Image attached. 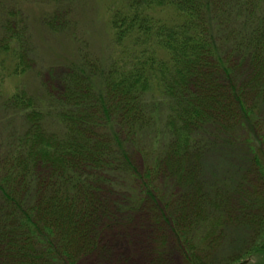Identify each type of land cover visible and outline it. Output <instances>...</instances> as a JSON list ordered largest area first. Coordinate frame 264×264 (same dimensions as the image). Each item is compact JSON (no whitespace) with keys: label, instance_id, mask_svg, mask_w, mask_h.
<instances>
[{"label":"trees","instance_id":"1","mask_svg":"<svg viewBox=\"0 0 264 264\" xmlns=\"http://www.w3.org/2000/svg\"><path fill=\"white\" fill-rule=\"evenodd\" d=\"M41 1L0 0V85L28 78L0 95V264L108 258L137 214L187 264L222 237L264 264V0H122L103 56Z\"/></svg>","mask_w":264,"mask_h":264},{"label":"rangeland","instance_id":"2","mask_svg":"<svg viewBox=\"0 0 264 264\" xmlns=\"http://www.w3.org/2000/svg\"><path fill=\"white\" fill-rule=\"evenodd\" d=\"M75 6L71 5L70 12L73 17L79 22L80 27L86 35L88 48L95 55L103 56L108 44L107 38V22L109 18L108 10L111 7L117 6L122 0H73ZM40 5L34 3L29 10L37 11L39 9H48V3H43L40 0ZM48 39V41H47ZM46 39V52H50L53 43L49 38ZM41 40L36 43V48L39 52V61H47L43 57V53L39 49ZM56 52H54V56ZM28 78L17 77L5 79L0 85V95H10L14 89L20 84L27 82ZM24 81V82H23ZM25 84V83H24ZM1 116V114H0ZM136 218L140 219V224L125 225L117 228L107 235V239L103 240V245L106 248L108 258L103 255L87 258L81 261V264H146L148 261L147 249L150 248L151 240L157 239V248H161L159 252L165 253V264H187L177 249V245L173 239L167 238V234H157L152 228L146 224L143 215L137 214ZM135 220V219H134ZM157 234V235H156ZM165 236L164 246L160 244L161 238ZM229 237H222L221 241L215 244L205 256V264H219L221 259L229 254L232 250L229 246ZM163 242V241H162ZM228 252V253H227Z\"/></svg>","mask_w":264,"mask_h":264},{"label":"water","instance_id":"3","mask_svg":"<svg viewBox=\"0 0 264 264\" xmlns=\"http://www.w3.org/2000/svg\"><path fill=\"white\" fill-rule=\"evenodd\" d=\"M238 264H248V260H244V261H242V262H240Z\"/></svg>","mask_w":264,"mask_h":264}]
</instances>
